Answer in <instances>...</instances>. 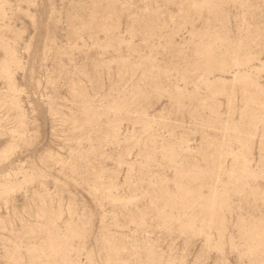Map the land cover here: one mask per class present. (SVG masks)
<instances>
[{
	"label": "rangeland",
	"instance_id": "rangeland-1",
	"mask_svg": "<svg viewBox=\"0 0 264 264\" xmlns=\"http://www.w3.org/2000/svg\"><path fill=\"white\" fill-rule=\"evenodd\" d=\"M0 264H264V0H0Z\"/></svg>",
	"mask_w": 264,
	"mask_h": 264
}]
</instances>
